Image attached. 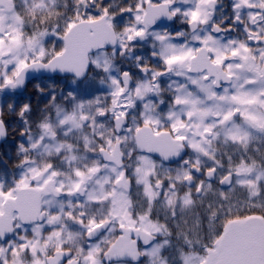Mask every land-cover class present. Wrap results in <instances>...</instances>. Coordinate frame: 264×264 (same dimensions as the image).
Instances as JSON below:
<instances>
[{
	"label": "snow or ice",
	"instance_id": "6c2138e0",
	"mask_svg": "<svg viewBox=\"0 0 264 264\" xmlns=\"http://www.w3.org/2000/svg\"><path fill=\"white\" fill-rule=\"evenodd\" d=\"M23 3L33 18L27 35L15 0H0V140L10 136L13 111L28 126L19 135L32 140L31 104L4 100L25 86L29 72L68 74L84 94L106 83L112 91L80 101L67 85L60 88L72 111L59 124L91 129L83 147L103 165L97 159L81 167L77 154L66 157L77 162L67 175L54 160L38 165L30 152L57 135L48 121L39 124L38 141L19 144L25 171L13 186L0 184V264H165L177 252L174 264H264V0H231L221 23L214 22L220 0H197L188 11L176 0ZM162 19L180 20L199 46L172 42L185 31H152ZM236 26L245 39L223 44L218 36ZM149 36L164 70L137 57L135 70L116 69L120 77H113L116 60ZM93 50L100 55L92 58ZM137 70L150 79L137 80ZM172 73L196 92L175 88L162 116L160 79ZM150 95L159 103L149 100L133 116ZM49 99L59 117L55 89ZM62 150L73 153V145L61 143L56 152ZM63 197L68 203L54 210ZM186 229L196 243L173 249Z\"/></svg>",
	"mask_w": 264,
	"mask_h": 264
},
{
	"label": "flooded vegetation",
	"instance_id": "af4514ba",
	"mask_svg": "<svg viewBox=\"0 0 264 264\" xmlns=\"http://www.w3.org/2000/svg\"><path fill=\"white\" fill-rule=\"evenodd\" d=\"M64 2L65 0H57V3L60 5H63ZM15 3L17 7L21 9V15L24 17L26 23L25 35H27L28 32L32 31L33 18L29 12L23 10L25 7L23 0H15ZM176 4L181 8V11L194 10L197 4V0H188L187 3H185L184 0H176ZM230 6H231V0H220V3L215 10V15H214L215 23H221L222 21L228 19V17L230 16ZM8 15H11V13H9ZM4 23L5 25H12L14 22L13 20L7 19L4 21ZM165 30L171 32L173 35H175L178 32L185 31L188 34L183 39L174 40L172 42L176 45H182L185 43H188L190 46L194 45V42H192L191 30L186 29L180 20H177L175 22H169L167 19H162L159 22L158 27L152 29V31H161V32ZM208 30L210 29H206L205 31L200 32L199 34L203 37L206 34V31ZM218 39H220L223 44H227L228 41L232 39L243 40L245 39V35L243 34L242 29H239V26H236L232 32L221 33L218 36ZM153 43H157V42L151 36H149L147 40L137 41L136 42L137 51L135 53L130 54L129 56L118 58L114 63L113 68L133 71L136 69V58L142 57L145 63L150 62L153 67L159 70H164L162 60L158 58H153L152 56L153 51H157V52L159 51V45L156 49L152 48ZM194 46L198 47L199 45L197 44ZM99 55H100V51H97L90 56L92 58H95L96 56ZM134 75L139 81H147L151 77V73L145 76L143 73H140L138 70L134 72ZM189 75L195 77L196 74L189 73ZM113 77L119 78L120 72L114 70ZM68 81L71 82V78L70 76H66V75L65 76L41 75L30 80L26 84L24 91L13 92L12 90H9L6 93L4 99H14L17 101L18 104L19 102H26L31 104L32 112L30 114L31 116L30 135L32 137V140L30 141L28 137L19 135L20 132L25 131L28 127L24 124L23 120L19 119L16 115H13L11 117L7 116V119L9 120L8 127L10 129V136L0 145V184L6 186H13L14 180L20 178V176L24 173L25 168L18 167V165H20L21 161L24 159L25 154L19 151V147H18L19 144L23 143L25 144V146L30 147V143L38 141L40 136L43 134L41 128L39 127V124L44 121L49 122L50 119L54 118V115L50 113L52 104L50 103V99H49L52 87L47 86V84H53L56 90L57 89L60 90V88L64 87L63 85H65ZM160 84H161V88L164 90L163 93L164 99L167 101V103L162 105L160 108V113L162 116L167 113L169 104L171 103L173 96L176 94L174 91L175 88L183 85H188V88L190 90L196 92V89L188 82V80L184 79L182 76H177L174 73L162 77L160 79ZM37 85L48 90L47 94H42L39 91V89L36 88ZM170 85L171 87H169ZM225 86L231 87L230 85H225ZM134 87L135 84H133V88ZM111 91L112 89L108 87L106 96H108ZM149 100L154 104L159 103V97H157L156 95H150L148 99L144 100L143 102H140V107L138 109L132 110V115L138 117L139 114L143 111V104L148 103ZM177 111H179V109H177ZM164 123H167V121L165 120ZM60 142L65 143L64 141H60ZM71 144H73V142H71ZM75 149L77 150V148ZM80 150L83 152V149ZM36 152L37 150H32L30 152V158L36 161L38 165H43L44 163L49 162L50 160H54L55 163L58 165L59 169L62 170L66 175L70 173L66 171V168L64 167L65 156L63 154H56V155L51 154V156H49L47 153V155L43 157H37ZM96 157L104 163L101 157L99 156ZM170 166L174 167L175 165L165 164V167H170ZM65 183H67V179H65ZM135 198L139 203L141 198L138 196ZM47 199H53V198L49 196L47 197ZM60 203L67 204L68 199L66 197L57 198L53 205L54 210L58 211V207ZM74 230H79V229H74ZM185 231H186V235L181 237L179 241L174 240L172 242L171 247L173 249L180 248L182 250L183 243L189 239L193 241V244L196 243L195 238L192 237L190 233H188V230L186 229ZM165 239H167V237H165ZM164 247H170V246L168 244H164ZM178 256L179 253L177 252L175 253L174 256L165 257L164 258L165 264H174V261L175 259L178 258Z\"/></svg>",
	"mask_w": 264,
	"mask_h": 264
},
{
	"label": "rangeland",
	"instance_id": "374dc122",
	"mask_svg": "<svg viewBox=\"0 0 264 264\" xmlns=\"http://www.w3.org/2000/svg\"><path fill=\"white\" fill-rule=\"evenodd\" d=\"M114 70H116V68H113L111 75H114ZM65 85H67L68 88H71L72 91L75 93V95L77 96L78 100L80 101H87L90 99H94L96 96H100V97H105L107 95V91H108V87L105 84L104 86L98 88V89H93L90 90L87 94H84L81 92L80 89L78 88H73L72 84L70 81H68ZM65 85H63L65 87ZM47 86H51V94H53V89H55V86L53 84H47ZM62 87V88H64ZM258 86L251 89L253 91L257 90ZM55 93L57 95H59L60 97V108L62 109L60 116L57 117L56 115V106L54 104H52L51 109H50V113L52 115H54V118L49 120V123H51L54 127V130L56 131V138L53 139L51 137H45L43 143L41 144V147L37 150L36 154L37 157H43L45 155H47V153L45 152V148L47 147L50 151L52 155H56V154H63L65 156V160H64V167L66 168V171L70 172L71 171V167H75L77 166V162H72V164H69V161L66 159L67 156H70L72 154H77L78 156H80L82 159L79 161V166H83L84 164H88L93 160H97L98 158L87 152L84 147H83V137L85 134H87L89 136V138H91L92 135V130L91 129H73L71 127V125H60L59 124V119H63V117L67 114H71L72 111V105L65 100L64 95L60 93V90H56L55 89ZM94 111V110H93ZM85 113L87 114V109H85ZM104 123L107 124V121H105ZM42 131V129H41ZM43 132V131H42ZM60 141H64L65 143H71L73 142V153H68L66 150H62L60 153L56 152V148L59 146V144H61ZM77 148V150L75 149ZM83 149V152L80 150ZM84 157H87L86 159H84ZM101 164L103 165V162L101 161ZM89 190H91L93 187H95L94 184L89 185Z\"/></svg>",
	"mask_w": 264,
	"mask_h": 264
},
{
	"label": "water",
	"instance_id": "95a60500",
	"mask_svg": "<svg viewBox=\"0 0 264 264\" xmlns=\"http://www.w3.org/2000/svg\"><path fill=\"white\" fill-rule=\"evenodd\" d=\"M95 52H97V50H93L90 55L94 54ZM46 76V75H60V76H69L68 74H59V73H47V72H29L28 73V76H27V80H26V84L32 80L33 78L37 77V76ZM26 84L23 88L21 89H18V90H15V91H18V92H22L24 91L25 87H26ZM6 139L4 140H0V145L5 141ZM158 158V157H157Z\"/></svg>",
	"mask_w": 264,
	"mask_h": 264
},
{
	"label": "trees",
	"instance_id": "16d2710c",
	"mask_svg": "<svg viewBox=\"0 0 264 264\" xmlns=\"http://www.w3.org/2000/svg\"><path fill=\"white\" fill-rule=\"evenodd\" d=\"M4 100H5V103H6L8 99H4ZM13 115H16V112H15V111H13V112H9V113H8V116H9V117H11V116H13ZM238 195H241V199H243V195H242V194L238 193Z\"/></svg>",
	"mask_w": 264,
	"mask_h": 264
},
{
	"label": "clouds",
	"instance_id": "9594fccd",
	"mask_svg": "<svg viewBox=\"0 0 264 264\" xmlns=\"http://www.w3.org/2000/svg\"><path fill=\"white\" fill-rule=\"evenodd\" d=\"M10 163V162H9Z\"/></svg>",
	"mask_w": 264,
	"mask_h": 264
}]
</instances>
